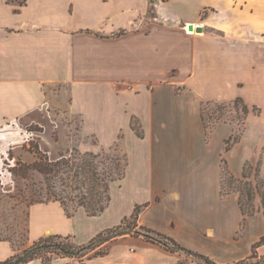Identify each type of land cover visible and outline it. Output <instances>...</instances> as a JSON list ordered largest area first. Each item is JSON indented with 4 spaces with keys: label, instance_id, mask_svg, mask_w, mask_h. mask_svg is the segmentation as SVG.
<instances>
[{
    "label": "crops",
    "instance_id": "1",
    "mask_svg": "<svg viewBox=\"0 0 264 264\" xmlns=\"http://www.w3.org/2000/svg\"><path fill=\"white\" fill-rule=\"evenodd\" d=\"M241 2L27 0L20 6L17 1L0 0V129L23 122L37 124L56 112H67L80 116L83 125L98 118L122 123L131 130L139 126V140L151 141L154 149L155 137H161L160 128L170 126L169 109L161 105V87H181L182 95L192 94L199 78L220 75L231 59L264 67V49L258 44V36L264 31V0L243 1V7ZM247 7L253 9L249 16L245 13ZM237 15H245L248 23L230 22ZM190 24L203 32H189ZM237 84L245 86L242 81ZM105 96L110 99L108 114L99 115L98 101ZM225 98L200 100L202 104L204 100ZM181 109L184 116L185 104ZM225 144L219 159H227L237 178L243 173V163L256 159L241 140L230 152H226ZM237 162L239 165L233 164ZM232 197L238 204L236 195ZM154 202L152 198L139 216L140 227L156 228L146 221ZM51 203L63 209L58 202L44 204ZM36 206L30 209V222ZM256 213L260 215L257 207ZM63 214L67 216L64 209ZM196 217L200 221L203 218ZM185 222L195 229L191 219ZM50 235L71 237L81 246L98 234H53L47 229L45 234H28L29 244L22 250L2 240L0 262ZM162 235L215 264L247 260L264 264V244L254 249L264 234H217L210 230L209 234ZM100 250L108 253L95 256ZM96 251L83 259L56 257L51 264H204L184 252L168 251L141 235L119 237ZM22 264L43 261L34 259Z\"/></svg>",
    "mask_w": 264,
    "mask_h": 264
},
{
    "label": "rangeland",
    "instance_id": "2",
    "mask_svg": "<svg viewBox=\"0 0 264 264\" xmlns=\"http://www.w3.org/2000/svg\"><path fill=\"white\" fill-rule=\"evenodd\" d=\"M243 1L252 2L242 0L240 7ZM251 11L252 7H247L245 13L249 16ZM247 20L245 15H237L230 22L245 24ZM258 44L264 49V31L258 36ZM228 63L230 66L220 75L199 78L192 94L182 95L181 87H161L164 91L161 105L169 109L170 126L160 128L161 137H155L154 149L151 141L139 140L136 133L141 134L139 126L132 131L122 123L112 124L98 118L83 125L80 116L67 112H56L37 124L23 122L1 128L0 241L8 240L14 248L22 250L29 244L28 234H45L47 229H52L53 234H100L120 226L138 208L141 215L152 198L156 202L146 221L156 228L147 225L145 228L160 234H209L210 230L217 234H264V203L260 193L256 192L253 200L260 215L255 213L252 217L245 216L232 197L236 195L239 202L245 187L255 188L256 178L243 175L248 165L258 168L264 181V67L256 68L235 59ZM239 81L245 83L243 88L238 87ZM236 96L246 98L250 113L245 123L239 120L243 116L242 106L237 109L234 105ZM222 97L226 98L204 100ZM200 98H204L202 104ZM98 102L97 114H108L110 99L105 96ZM183 104L185 115L181 116ZM202 108L207 111V128L200 118ZM236 138L244 142L245 150L256 159L245 161L241 166L243 173L237 178L227 159H219L225 143L226 152H230L228 143L232 148L240 142L235 143ZM37 151L51 162L72 160L74 164L81 163L78 158L86 153L117 152L126 155L129 165L125 179L112 185V200L104 214L92 218L83 208L69 204L68 210L74 215L69 218L58 204L43 203L53 200L43 175L30 171L27 178H22L11 172L18 163L34 164L38 160ZM244 202L248 203L245 196ZM33 205L37 206L30 222ZM197 215L203 217L201 221L195 219ZM186 219L192 220L194 230L186 226ZM42 256L48 263L58 257L55 253Z\"/></svg>",
    "mask_w": 264,
    "mask_h": 264
},
{
    "label": "trees",
    "instance_id": "3",
    "mask_svg": "<svg viewBox=\"0 0 264 264\" xmlns=\"http://www.w3.org/2000/svg\"><path fill=\"white\" fill-rule=\"evenodd\" d=\"M26 2L27 0L18 1L20 6L25 5ZM234 105L237 109H239L240 105L242 106L240 111L243 116H240L239 120L245 123L250 113L248 105L241 98H237ZM201 119L204 127L207 128L209 125L205 108L201 109ZM218 120H220L219 117ZM132 129L136 131L135 126H132ZM136 133L139 137H142L137 131ZM239 140V138H236L235 143ZM231 146L232 144L228 143L227 149H231ZM36 153L38 155V160L34 164L26 165L18 163V167L12 169L11 172L22 178H27L30 171H37L43 175L50 189L51 199H53L50 201L60 203L68 217L74 216L68 210L69 204H72L77 209L83 208L89 217H98L104 214L109 208L112 200V185L115 182L125 179L129 165L126 155H119L117 152L102 154L86 153L78 158V160H82L79 164L72 163V160L51 162L48 157L42 155L40 151ZM248 169H251V173L249 174L247 172ZM243 175L245 177L254 176L257 181L255 188L252 186L251 188L245 187L244 191L240 190L242 196L238 202L244 215L252 217L256 213V207L253 203L256 192L260 193L264 203V181L260 179L259 169L251 165L246 167ZM231 178L236 180L233 177ZM244 196L248 198V203L244 202ZM36 203L38 202L36 201L34 204ZM140 212L141 210L138 208L136 212L131 215L130 219H124L122 224L115 229H108L98 234L88 244L79 246L72 241L71 237L50 235L35 241L25 250L16 253L8 260L0 262V264H22L34 259H42L43 264H51V262L48 263L43 258V253H55L58 257L64 258L83 259L104 244L127 235H141L144 236L147 241L159 244L168 251L184 252L188 256L204 264H215L207 257L182 247L171 238L157 233L156 231L148 230L145 227H140ZM129 221H133V224H128L127 222ZM138 228L143 229L145 233H141ZM150 234H154L157 238L151 237ZM263 244L264 237L254 246V249L259 248ZM107 253L108 250H100L96 251L94 255L103 256ZM261 262L264 263V260ZM238 264L254 263L251 260H247Z\"/></svg>",
    "mask_w": 264,
    "mask_h": 264
},
{
    "label": "water",
    "instance_id": "4",
    "mask_svg": "<svg viewBox=\"0 0 264 264\" xmlns=\"http://www.w3.org/2000/svg\"><path fill=\"white\" fill-rule=\"evenodd\" d=\"M188 31H189V32H194V31H196V32H198V33H202V32H203V29L200 28V27L196 28V27L194 26V24H190V25L188 26Z\"/></svg>",
    "mask_w": 264,
    "mask_h": 264
}]
</instances>
